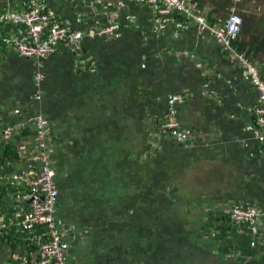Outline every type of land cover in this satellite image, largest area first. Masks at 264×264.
<instances>
[{
  "label": "crops",
  "instance_id": "1",
  "mask_svg": "<svg viewBox=\"0 0 264 264\" xmlns=\"http://www.w3.org/2000/svg\"><path fill=\"white\" fill-rule=\"evenodd\" d=\"M194 1L197 15L204 17L210 27L221 26L225 15L223 12L216 17L215 24H210L209 1L203 7L199 6L197 0ZM36 5L48 17L47 29L63 26L83 34L76 47L69 48L61 42L55 46L53 52L44 57L47 75L39 87L33 80V63L20 57L17 50L19 42H28L27 29L22 25L10 26L4 21L6 11L23 14ZM250 10L253 12L256 9ZM177 17L157 16L153 6L134 0H0V143L14 137L5 139L2 136V131L11 124H24L32 133L29 136L27 131L28 135L18 145V161L11 163L13 171L5 174V168L1 166L0 176L7 178L12 174L26 175L28 171L33 172L31 177L38 175V164H28L26 160L30 153L36 152L33 144L36 126L29 120L36 115L35 112H43L45 109V116L38 114L48 127L53 126L55 132L63 136L65 145L64 154H57V158H62V162L65 160L63 175L66 180L62 193L70 201V214L74 221L64 217H59L58 220L64 223L65 228L74 229V233L68 234L63 243L67 248L72 246L79 253L78 264H164L163 260H156L159 258L152 260L154 262L150 258L145 260L143 250L149 252V257L151 249H144L143 241L131 246L128 244L132 252L128 254L129 248H126V255L112 246V243L126 239L124 218L126 214L133 212L135 202H129L127 197H123L112 204L114 196L111 198L94 192V188L98 186H106L107 191L119 186L118 159L112 157L109 161L113 164L112 167L109 162L104 164L112 169V172L107 170V174L103 164L96 161L98 150L95 145L99 142L88 143L97 141V137L101 136L103 119L111 124L110 136L120 130V135L124 136L122 144L136 145L141 150L144 143L161 140L155 136L151 126L167 110L169 114L167 100L172 96L182 98L175 106L177 118L184 129L193 132L195 140L204 138L215 142L223 137H246L245 131L250 132L249 128H253L252 109L259 101V93L249 79L243 76V65L223 53L209 31H201L195 21L186 22L181 20V16ZM112 23L118 24L121 30L98 34V31ZM88 33H94L95 37L89 38ZM261 33L264 34V29ZM249 38L245 37L246 40ZM241 54L258 70L264 81V65H258L259 58L252 59L245 53ZM37 92L40 95L38 101L34 99ZM42 103L45 108H42ZM138 103L146 109L137 116L126 115L134 106H139ZM127 109L129 111L124 112ZM106 112L107 116L104 117ZM79 123L82 128H78L71 138L72 129ZM21 132L23 129L18 132V136ZM16 138H13L14 141ZM77 140L81 149L73 147ZM236 148L237 146L225 148V151L233 152ZM180 149L171 142L166 144L167 153L170 152L168 154L178 153ZM75 150L83 155L79 157L80 163L74 159V154L77 153ZM252 151L254 149L247 153L241 145L235 154H246L251 162L248 167L258 174L263 169V162L261 158H252ZM192 153L196 156L195 152ZM69 155L71 159L67 163L65 158ZM176 158L177 164L180 156ZM240 160L244 161L245 158ZM136 163L139 167L142 164L140 159ZM236 163L233 166L238 168ZM181 164L182 167L185 164L189 166L185 161ZM8 165L9 162L5 164ZM210 165L211 163L208 167ZM226 167L227 164L224 169ZM75 170L77 171L73 172ZM124 175L127 181L130 175ZM72 177H77V181L72 183ZM257 181L254 184L257 185ZM14 188L16 187L12 189ZM24 189L26 186H18L12 192L5 189L6 195L1 191L4 195L0 203V225H4L0 230L9 228L5 236L10 235L8 231L13 228V237L18 239V251H24L18 255L19 264H23L22 258L28 257L25 255L27 252L38 251L30 242L43 231L42 228L28 230L24 227L23 222L31 213ZM17 190L18 194L15 193ZM217 195L219 196L215 197L220 198L221 195ZM222 201L218 199V203L209 207L218 209L221 213H229L231 204ZM233 202L235 206L247 208L245 203L248 202L240 197ZM205 207H208L206 203L195 213L203 212ZM84 218L89 222H96L90 226L91 231L88 233L83 228L88 222L81 223ZM92 219L96 221H90ZM140 225L138 233H134L136 236L143 239L145 234H148L147 237L152 235L150 227L146 224ZM77 230L80 231L79 236ZM236 231L237 236L243 238L241 231ZM259 234V240L254 237L242 248L239 242L232 243V249L224 255V264H236L232 260L236 255L246 258L240 264H261L264 260V223ZM234 240L231 236V242ZM83 241L86 249L80 248ZM162 249L161 247V251ZM0 250H3V257L7 256L10 246L2 245ZM85 254L91 258L87 259ZM214 255L213 252L209 256L213 261ZM27 259V264H32L34 258L29 256ZM169 264L182 263L171 260Z\"/></svg>",
  "mask_w": 264,
  "mask_h": 264
},
{
  "label": "trees",
  "instance_id": "2",
  "mask_svg": "<svg viewBox=\"0 0 264 264\" xmlns=\"http://www.w3.org/2000/svg\"><path fill=\"white\" fill-rule=\"evenodd\" d=\"M197 1L200 7H203V5L209 1L210 10L208 12V22L210 24H215L214 21L216 17L222 12L225 14L223 15L224 19V17L228 15V10L226 11V9H229L233 3L232 0ZM247 1H251L250 8H253L252 0H244L236 6V11L241 15L243 24L240 37H238L233 43V46L238 52L245 53L247 57L258 59L260 55H264V34L261 33V30L264 29V18L256 16V14H253L249 8L247 10ZM177 16V13H175L169 18H176ZM181 17V20L186 21L183 16ZM120 30L121 27L118 26V31ZM245 37L250 38L249 40H246ZM42 65L45 79L47 74L45 72L44 59L42 60ZM138 104L139 106H134L132 108L133 111L131 110V112H128L129 109L125 110L124 112H128L126 115H130L131 117L132 114H135L137 116L140 111L146 109L141 103ZM42 108H45L43 103ZM35 113H39L42 116H45L46 114L45 109H43V112L37 111ZM169 114L167 110L164 116L156 118L151 126L155 132V136L161 140L163 139V141L160 140L161 142H157L156 140H151L148 144L142 143V150L136 145L127 143H125V145L122 144L124 136L120 135V130L119 132L116 131L113 136H110L111 124L107 122V119H103L102 132L101 136L97 137L98 140L96 139L97 141L88 142L91 144L99 142L95 145V149L98 150L96 161L101 165L103 164V168L107 174L109 171L112 172L111 167L113 164L109 162L112 157H114L115 160L118 159L117 162L120 166L119 186L112 187L110 191H107L108 188L106 186H98L97 188H94V192H97L98 195L103 194L111 198L114 196L112 204L118 202V200H122L123 197H127L129 202H135V208L132 210L133 212H131V214H126V217L124 218V222L126 223L125 227L128 229V231L127 229L125 231V234L127 233L125 235L126 239L122 242L118 241L116 244L112 243V246L121 250L123 255H126V248H129L128 254H131L132 252V249L131 247H128V244L131 246L132 244H137L143 241L145 246L144 249H151V256L149 257L147 256L149 252L143 250L144 256L146 257L145 260L150 258L151 262H154L152 260L155 258H159L156 260H163L164 264H169L171 260H176L182 264H224V255L232 249V243L237 244L239 242L241 248L248 245V242L252 240L251 231H249L246 226L236 225L232 222L228 212L221 213L220 210L209 206L218 203V199L223 200L222 202L224 203L227 201V204L233 205V201L240 197L242 200L248 202L247 204L245 203V207L257 206L260 210L264 211V143L253 138V130L250 132L245 131L246 137H235V139L233 138L234 140L223 137L219 141L210 142L204 138L195 140L196 137L193 135V132H190L187 128H185L184 131L189 133L191 139L185 143H178L170 135L164 136L161 133L162 124L170 121ZM106 116L107 112L104 114V117ZM177 120L182 124L178 118ZM28 128L24 125L23 132H21L19 136L18 133L14 135V137H17L16 141H14V137H12L5 143H0V172H2L1 166H4L3 168L5 169L3 173L5 174L13 171V165H11V163L18 161V145H21L24 141V137L28 135ZM78 128H82L81 123L72 129L71 138L79 130ZM30 135L32 136L31 132H29V136ZM48 137V158L55 172V186L58 192L55 204V218L58 220L59 217H64L73 220L70 214L72 211L69 207L70 201L68 197L64 196L62 193L65 188V186H63L64 180H66L63 175V165L65 160L62 162V158H57V154H64L65 152L63 136L59 135L57 131L55 132L53 126L50 125L48 127ZM236 138H242L243 140ZM33 141L35 146V137ZM76 142L77 143L73 144V147L81 149L78 140ZM170 142L181 148V151L178 153L172 152L174 154H168L170 152L167 153L166 144H169ZM241 145L247 153H250L251 149H254L251 154L252 158L262 159L263 169H261L258 174L248 167L251 165V162L249 161V158L246 157V154H235L239 151ZM115 146L117 148H115ZM233 146H237L233 152L225 151V148ZM254 146L257 148H254ZM199 149H202V151ZM113 150L115 152H113ZM77 151L78 150H75V152ZM192 152H195L196 156H194ZM180 153L182 154L180 155ZM141 154L142 157L140 156ZM32 155L33 153H30L28 156L31 157ZM74 155V159L80 163L81 159L79 157H83L81 152L79 151ZM247 155L249 156V154ZM177 156H180V158H178L180 160L179 163L176 164ZM240 158H245V160L242 161ZM65 159L67 160V163H70V155ZM139 159L142 162L140 167L137 166L136 163ZM182 161H185L189 166L185 164V166L182 167ZM8 162L9 165L5 166ZM108 162L111 167L109 165V167L104 165L108 164ZM234 162H237L236 164L238 168L233 166ZM201 163H211L209 167H206V169L210 171L208 172L205 170V172L208 178H218L219 185L224 187L221 188L222 190L218 193L221 195L220 198L215 197L216 190H214L213 193L208 188L200 187L196 182L189 178L185 180V178L188 177L186 169L199 167ZM226 164L227 167L224 169ZM155 165H157V167H155ZM76 171L77 170L73 172ZM124 174L130 175L127 181ZM203 176L205 175L201 174L200 177L202 178ZM75 181H77V177H72L71 182L74 183ZM256 181L257 185L254 184ZM124 183H126V186H124ZM9 187L11 186H7L3 182H0V203H2V197L4 195L1 191L5 192L6 195V190H11L12 192L16 189ZM15 193L18 194V190ZM216 196L219 195L216 194ZM205 203L208 206L205 208L208 210L204 212L203 209V212L196 214V209L201 208ZM104 206L106 207L107 204H104ZM68 209H70V212ZM170 218L173 219L170 221ZM86 221L88 224L83 228H85L88 233V231H91L92 225L96 222L92 223L84 218L81 223H85ZM90 221L96 220L92 219ZM140 224H146L150 227L152 235L147 237L148 234H145L143 239L136 236L134 233H138V229L141 226ZM8 229L9 228L6 230H0V246H10V251L7 250V256L3 257L4 259L0 264H19L18 255L23 254L24 251H18V239L13 237V228L8 231L10 235L4 236ZM71 230L72 233H74V229L71 228ZM236 230L241 231L243 238L237 236ZM77 234L79 236V230H77ZM231 236L235 239L234 242H231ZM14 242L16 244H14ZM85 247L86 244L84 241L80 243V248L86 249ZM161 247L163 248V251H161ZM75 250L76 249L72 246H70V248L68 247L70 264H78L79 262V253H76ZM213 252L215 254L213 256V259H215L214 261L209 257ZM86 257L87 259L91 258L89 255H86ZM232 260L234 263L240 264V262L245 261L246 258L238 257ZM262 261L263 262L260 263L264 264V260Z\"/></svg>",
  "mask_w": 264,
  "mask_h": 264
},
{
  "label": "built area",
  "instance_id": "3",
  "mask_svg": "<svg viewBox=\"0 0 264 264\" xmlns=\"http://www.w3.org/2000/svg\"><path fill=\"white\" fill-rule=\"evenodd\" d=\"M141 1L156 10L157 16L172 17L175 13L183 16L186 20L195 21L201 31L207 30L214 35L217 43L223 53L230 56L231 59L243 65L245 76L251 82V85L259 93V101L253 107V138L264 143V81L259 75L256 68L252 67L246 57L238 52L233 43L240 37L242 32V18L236 11V6L241 0H232V6L228 9V15L221 21V26L210 27L204 17L196 14V3L194 0H134ZM251 1H249V6ZM4 21L10 26H24L28 31V42H19L17 50L20 57L33 62L35 73L33 80L36 86L44 79L42 71V60L44 57L54 51L55 46L61 42L69 48L77 46L83 38L80 31H70L63 26H55L51 29L46 28L48 17L44 15L37 5L23 14H13L6 11ZM118 24L112 23L98 31L99 35L114 33L118 31ZM89 38H94V33H88ZM35 100H40L39 92L34 95ZM180 96H172L168 100L170 121L164 122L161 126V133L164 136H171L178 143H185L190 140L188 132L184 131L182 124L177 120L176 104L181 101ZM36 126L35 146L36 152L27 162L38 164V175L33 176V172L28 174H12L10 177L3 178L0 176V182L7 186L18 187L26 186V200L29 201L31 213L26 216L23 224L28 230L42 228L41 235L35 237L30 244L37 247V252H27V256L34 258L32 264H70L68 248L64 245L63 240L69 234H72L71 228H65L64 223L55 218V204L57 200V189L55 186V172L48 158V126L41 115L36 114L29 120ZM24 129V124H13L7 126L2 131V136L7 139L16 135ZM47 141V143H46ZM208 209L204 208V212ZM230 219L236 225L246 226L251 231V239L256 237L259 240V229L264 223V211L257 207L250 206L242 208L230 206ZM4 228V225H0ZM22 258L23 264H27V258ZM239 256H233V259ZM37 258V259H36Z\"/></svg>",
  "mask_w": 264,
  "mask_h": 264
},
{
  "label": "rangeland",
  "instance_id": "4",
  "mask_svg": "<svg viewBox=\"0 0 264 264\" xmlns=\"http://www.w3.org/2000/svg\"><path fill=\"white\" fill-rule=\"evenodd\" d=\"M244 0H241V2H243ZM253 1V8L256 9L253 11L256 12L254 14H256V16H261L262 18H264V0H252ZM248 2V1H247ZM207 3V2H206ZM251 6V4H250ZM250 6H249V2L246 3V8L248 10V8L250 9ZM252 8V9H253ZM258 65L260 64H263L264 65V55H260L259 56V59H258ZM35 99V97H34ZM13 125V124H11ZM14 136V135H12ZM155 167H157V165H155ZM206 167H208V164L207 163H201L199 165V167H195V168H190L189 170H187L186 172H188V177L185 178L186 179H191L192 181L196 182L200 187H203V188H208L209 190H211V192L214 193V190H216V194H218L222 189L221 188H224V187H221L219 185V182H218V178H215V177H211V178H208L207 175H206V172L205 170H207L208 172L210 170L206 169ZM202 175H205L203 176L202 178L200 177ZM200 175V176H199ZM166 176V175H165ZM215 194V196H216ZM182 209V208H181ZM191 209V208H190ZM189 209V210H190ZM198 209V208H197ZM196 209V210H197ZM200 209V208H199ZM187 213V212H186ZM188 214V213H187ZM186 214V215H187ZM179 215V214H178ZM181 216V215H180ZM173 218H170V221L172 220ZM189 223V222H188ZM182 226V224H181ZM181 226H180V230H181ZM188 228V227H187ZM3 257V250H0V261Z\"/></svg>",
  "mask_w": 264,
  "mask_h": 264
}]
</instances>
